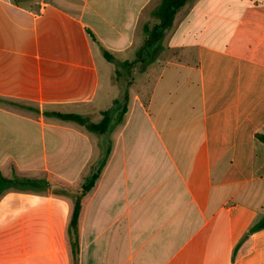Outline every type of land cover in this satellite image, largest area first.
Here are the masks:
<instances>
[{
  "label": "crops",
  "instance_id": "obj_1",
  "mask_svg": "<svg viewBox=\"0 0 264 264\" xmlns=\"http://www.w3.org/2000/svg\"><path fill=\"white\" fill-rule=\"evenodd\" d=\"M161 2L0 0V264H264V0Z\"/></svg>",
  "mask_w": 264,
  "mask_h": 264
},
{
  "label": "trees",
  "instance_id": "obj_2",
  "mask_svg": "<svg viewBox=\"0 0 264 264\" xmlns=\"http://www.w3.org/2000/svg\"><path fill=\"white\" fill-rule=\"evenodd\" d=\"M187 0H162L161 4L153 11V15L159 20V25L155 26L153 29L146 28L147 32V40L144 45V49L151 46L152 43L156 42L160 39L161 35L159 34V30L169 28L173 22L176 9L183 5ZM104 56L109 61H114V58L107 52L104 51ZM126 112V110L124 111ZM47 116L55 117L57 119L63 121H70L77 123L81 126H84L88 131L104 134L107 131V122L104 120L101 123H93L90 120L89 116L69 113L63 114L58 112H46ZM259 139L264 141V135H259ZM105 165V161L99 166V168L93 173L91 179L87 181V183L78 189L77 191L67 188L66 195L74 198V210L71 216V220L68 227L69 238L71 241V245L73 248V253L75 256V260L78 259L79 250L75 249L76 246L79 245V217L81 212V200L82 198L89 192V190L95 185L97 178ZM44 183V186H48L49 183L47 181H38L34 179L28 178H19L15 177L13 179H8L2 175L0 172V195L7 189L16 188L19 190L26 189H36L38 184ZM55 194H58V190L55 189ZM264 227V218L257 223L251 231H255Z\"/></svg>",
  "mask_w": 264,
  "mask_h": 264
},
{
  "label": "rangeland",
  "instance_id": "obj_3",
  "mask_svg": "<svg viewBox=\"0 0 264 264\" xmlns=\"http://www.w3.org/2000/svg\"><path fill=\"white\" fill-rule=\"evenodd\" d=\"M152 25H153V24H152ZM152 25H149V26H150V28H153V26H152ZM148 51H149V49H148V50H146V51H145V53H144L146 58H148V57H149V56H148V53H149ZM147 52H148V53H147ZM144 66H145V67H147V65H146V64H144V62H141V63H139V64L137 65V69H136V70L140 72V70H141V69H142ZM131 83H132V80H131ZM131 83H130V84H131ZM123 86H124V85H123Z\"/></svg>",
  "mask_w": 264,
  "mask_h": 264
}]
</instances>
